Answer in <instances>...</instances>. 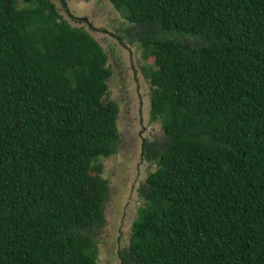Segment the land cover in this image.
Masks as SVG:
<instances>
[{
  "label": "trees",
  "instance_id": "16d2710c",
  "mask_svg": "<svg viewBox=\"0 0 264 264\" xmlns=\"http://www.w3.org/2000/svg\"><path fill=\"white\" fill-rule=\"evenodd\" d=\"M106 2L138 28L162 131L120 264H264V0ZM107 62L53 1L0 0V264H98Z\"/></svg>",
  "mask_w": 264,
  "mask_h": 264
},
{
  "label": "rangeland",
  "instance_id": "374dc122",
  "mask_svg": "<svg viewBox=\"0 0 264 264\" xmlns=\"http://www.w3.org/2000/svg\"><path fill=\"white\" fill-rule=\"evenodd\" d=\"M51 1L63 5L57 7L61 17L86 31L108 56L103 101L117 107L119 141L115 154L98 160L100 173L92 176L85 195L102 202L104 225L93 238L97 263L120 264L118 253L127 247L131 223L143 204L137 191L154 169L141 158V147L162 135L159 122L149 118V87L141 75L140 51L129 43L138 28L106 0ZM144 62L152 65L149 58Z\"/></svg>",
  "mask_w": 264,
  "mask_h": 264
},
{
  "label": "flooded vegetation",
  "instance_id": "af4514ba",
  "mask_svg": "<svg viewBox=\"0 0 264 264\" xmlns=\"http://www.w3.org/2000/svg\"><path fill=\"white\" fill-rule=\"evenodd\" d=\"M61 1H62V0H61ZM54 3L57 4L55 1H54ZM61 6H63V5H58V4H57V7H58V8L61 7Z\"/></svg>",
  "mask_w": 264,
  "mask_h": 264
},
{
  "label": "clouds",
  "instance_id": "9594fccd",
  "mask_svg": "<svg viewBox=\"0 0 264 264\" xmlns=\"http://www.w3.org/2000/svg\"><path fill=\"white\" fill-rule=\"evenodd\" d=\"M105 53V52H104ZM106 54V53H105Z\"/></svg>",
  "mask_w": 264,
  "mask_h": 264
}]
</instances>
